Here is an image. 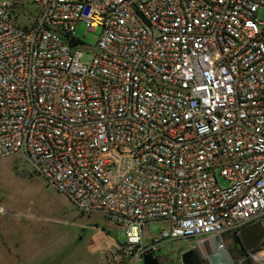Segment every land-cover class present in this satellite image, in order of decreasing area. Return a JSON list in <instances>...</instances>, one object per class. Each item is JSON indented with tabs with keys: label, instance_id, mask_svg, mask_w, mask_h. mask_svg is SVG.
<instances>
[{
	"label": "built area",
	"instance_id": "obj_1",
	"mask_svg": "<svg viewBox=\"0 0 264 264\" xmlns=\"http://www.w3.org/2000/svg\"><path fill=\"white\" fill-rule=\"evenodd\" d=\"M12 156L123 233L119 259L183 240L209 264L207 240L264 228V0H0ZM239 264H264V235Z\"/></svg>",
	"mask_w": 264,
	"mask_h": 264
},
{
	"label": "rangeland",
	"instance_id": "obj_2",
	"mask_svg": "<svg viewBox=\"0 0 264 264\" xmlns=\"http://www.w3.org/2000/svg\"><path fill=\"white\" fill-rule=\"evenodd\" d=\"M24 15L19 19L22 25L36 20L33 12ZM75 34L86 46L94 47L100 30L90 31L84 23H79ZM86 50L84 47L83 51ZM83 56L84 61L90 57L89 54ZM218 182L225 185L220 178ZM101 217L100 214L78 213L64 197L48 190L43 179L19 157L0 160V239L3 240L2 221L18 219L12 224L8 240L15 241L19 264H130L128 259L110 257L105 251L110 241L101 232L104 226ZM159 227L158 223L145 227L147 241L159 232ZM263 235L264 228L254 225L245 229L239 240L229 234L221 239H209L205 249L212 252L223 245L235 264H239L245 250L255 248ZM112 237L118 244L124 241L121 232L113 233ZM187 249L186 242L176 240L165 245L156 256L160 264H180V254ZM3 252L0 248V255H5Z\"/></svg>",
	"mask_w": 264,
	"mask_h": 264
},
{
	"label": "crops",
	"instance_id": "obj_3",
	"mask_svg": "<svg viewBox=\"0 0 264 264\" xmlns=\"http://www.w3.org/2000/svg\"><path fill=\"white\" fill-rule=\"evenodd\" d=\"M101 218H102V222L104 225L103 228L101 229V232L104 233L105 236L110 241V244H108L104 249L110 257L114 256L116 258H119L118 257L119 256L118 254L119 244L112 237L113 233L119 234V232L117 231V229L112 223L108 222L103 216ZM17 220L18 219L11 218L8 221H5V222L2 221V223L4 224L1 229V232L3 233V240L0 239V248L1 250H4L3 254L5 255H0V264H19L21 261L18 256L19 251L15 249V241L11 242L10 240H8V235L12 231V227H13L12 224L14 221H17ZM90 228L91 229L95 228L96 230H99V228L96 226H90ZM130 264H141V262L134 261V262H131Z\"/></svg>",
	"mask_w": 264,
	"mask_h": 264
},
{
	"label": "water",
	"instance_id": "obj_4",
	"mask_svg": "<svg viewBox=\"0 0 264 264\" xmlns=\"http://www.w3.org/2000/svg\"><path fill=\"white\" fill-rule=\"evenodd\" d=\"M209 264H235L227 249L223 245L217 246L212 252L205 251ZM181 264H202L195 250H185L180 254ZM142 264H160L157 256L146 255L141 260Z\"/></svg>",
	"mask_w": 264,
	"mask_h": 264
},
{
	"label": "trees",
	"instance_id": "obj_5",
	"mask_svg": "<svg viewBox=\"0 0 264 264\" xmlns=\"http://www.w3.org/2000/svg\"><path fill=\"white\" fill-rule=\"evenodd\" d=\"M248 229V228H247ZM242 234V233H241ZM236 240H239L237 236H233ZM239 244V243H238Z\"/></svg>",
	"mask_w": 264,
	"mask_h": 264
},
{
	"label": "flooded vegetation",
	"instance_id": "obj_6",
	"mask_svg": "<svg viewBox=\"0 0 264 264\" xmlns=\"http://www.w3.org/2000/svg\"><path fill=\"white\" fill-rule=\"evenodd\" d=\"M202 264H205L204 262H202Z\"/></svg>",
	"mask_w": 264,
	"mask_h": 264
}]
</instances>
